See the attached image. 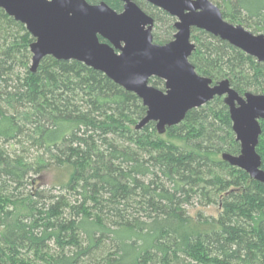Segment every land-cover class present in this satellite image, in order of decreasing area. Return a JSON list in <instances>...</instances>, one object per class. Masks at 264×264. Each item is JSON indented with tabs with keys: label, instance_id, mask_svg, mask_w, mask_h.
Listing matches in <instances>:
<instances>
[{
	"label": "trees",
	"instance_id": "16d2710c",
	"mask_svg": "<svg viewBox=\"0 0 264 264\" xmlns=\"http://www.w3.org/2000/svg\"><path fill=\"white\" fill-rule=\"evenodd\" d=\"M134 2L153 19V43L170 42L175 20ZM214 5L264 35V0ZM190 40L199 76L264 94V63L203 31ZM32 42L0 9V264H264V184L223 160L240 149L221 98L163 133L138 130L146 108L135 94L77 61L45 57L31 73ZM50 170L64 176L57 187L34 188L31 176ZM208 207L216 214L188 211Z\"/></svg>",
	"mask_w": 264,
	"mask_h": 264
},
{
	"label": "water",
	"instance_id": "95a60500",
	"mask_svg": "<svg viewBox=\"0 0 264 264\" xmlns=\"http://www.w3.org/2000/svg\"><path fill=\"white\" fill-rule=\"evenodd\" d=\"M119 1L121 12L86 0H0V9L22 24L33 39L31 73L43 58L52 57L77 61L104 74L135 94L146 108L135 127L138 130L153 122L163 133L182 123L187 112L221 98L240 149L238 155L223 154L222 158L264 184L255 151L264 121V94L240 96L228 80L213 82L199 76L189 62L195 50L192 29L225 41L257 63H264V35L228 23L210 0H141L175 20L172 40L157 45L151 35L153 19L134 0ZM152 78L163 82V90L149 84Z\"/></svg>",
	"mask_w": 264,
	"mask_h": 264
},
{
	"label": "rangeland",
	"instance_id": "374dc122",
	"mask_svg": "<svg viewBox=\"0 0 264 264\" xmlns=\"http://www.w3.org/2000/svg\"><path fill=\"white\" fill-rule=\"evenodd\" d=\"M216 0H210L213 4H215ZM229 23V22H228ZM250 31V30H248ZM251 32V31H250ZM254 34H260V33H254ZM64 178L63 174L60 173V171L50 170L46 174L42 175V177L38 176H31V184L34 188L38 189H44L48 190L50 187L56 186L60 183V180ZM29 191L33 190L31 186H29ZM56 194V193H55ZM200 210V212L204 216H210L216 214V208L215 207H208L204 209H189L190 214H194V212Z\"/></svg>",
	"mask_w": 264,
	"mask_h": 264
}]
</instances>
